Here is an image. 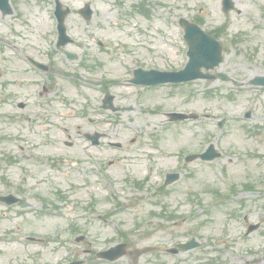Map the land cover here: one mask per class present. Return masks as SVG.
Wrapping results in <instances>:
<instances>
[{
	"label": "rangeland",
	"instance_id": "374dc122",
	"mask_svg": "<svg viewBox=\"0 0 264 264\" xmlns=\"http://www.w3.org/2000/svg\"><path fill=\"white\" fill-rule=\"evenodd\" d=\"M62 1L72 8H78L83 0ZM233 1L235 4V11L229 14H223L220 10V0H146V10L149 13V17L142 16L141 18L137 16L131 19L127 15L124 16L123 11L116 6H111L103 0L99 2L92 0L95 15L90 26L84 27L81 23L77 24V20L73 18V15L67 19V27L70 28L69 33L73 38L85 39V31H91L96 37L103 35L105 37H110L108 41L112 43L124 42L130 43V46L138 43L140 60L145 61V64L153 62L154 65L161 67H168V63H175L174 60L176 57L173 55L174 46L180 45L178 43L179 28L176 24L179 17L197 19L196 15H198L204 19V27L206 29L212 32H217L219 30L221 33L220 40L225 43L224 61L219 67L218 72L220 75L225 76L226 80L219 81L216 79L215 81L208 82L206 85L200 82L194 86L189 85L182 87L180 90L156 88L155 90L144 92L138 97L132 95L129 99H122L123 101L118 99L120 106H124L125 104L133 106V111L121 112L119 114L120 117L117 116L113 125L100 124L98 128L103 130L102 132L109 133V135L112 132V139L122 144V152H118V154L121 153L122 155H126L129 159L130 155L136 153L138 157L135 160L129 159L128 162L125 163L123 170L115 166L108 169L109 172H113L114 174L113 180L116 184L112 187L121 192V195L109 198L104 191L101 190L100 186H97L95 190V199L101 204V207L112 208L117 202H122L125 208H131L142 204L144 207V215L150 210H153L155 207L151 205L149 198L152 195V191L158 194V190L160 189L159 186H154L153 184L160 176L162 177V175H160L162 172L161 169L163 171L169 170L171 167H174L177 162L175 156H170V154L169 156L167 155L168 152L174 153L199 150L202 148L201 145L205 143L202 141H212L220 151H223V159L220 161L218 160L211 164L193 162L182 168L180 171V180L164 190L166 193L165 195L168 197L167 200L174 205L175 201L178 203V200L185 199L183 195L191 193L196 194V196L207 198V196L204 195L206 186L211 183L218 187L221 186L215 177L222 178V176L219 175V170L223 166H226L227 170L229 168L230 174L234 180H243L242 177L237 175L236 168L232 165L235 162L234 154L236 151L240 150L244 154L251 151V153L254 152L259 154L260 157L264 154V89H251V87L247 85L248 80L252 77L264 75V0ZM11 2L14 14H18L23 21L16 24L14 31H8L9 29L5 25L0 26V38H5L8 41H14L16 43L19 42L22 44V47H25L28 53L33 54V39H39L40 33H44L51 29L52 22L49 17V1L11 0ZM123 6L127 9L129 2L123 1ZM9 18L11 17H7V19ZM9 20L13 21L12 18ZM112 21H118L119 23L115 27ZM134 23H137V25H132ZM13 32H15V34ZM239 34L244 37L239 36ZM86 42H89V40ZM143 47L145 48L142 49ZM111 53L114 57H117L114 51H111ZM90 55H92V57H87L88 59H97L100 62L108 56V54H98L95 53V51L90 52ZM1 58L2 57H0V63ZM25 69H27V67L22 62H20V64L14 62V60H10L9 63L3 62L2 72L4 75L1 80L11 82V85L7 87V92L12 93V98L15 103L18 101L27 102L28 107L26 109L29 110V107L33 105V85L31 86L28 83H33V74L27 73ZM60 89L64 91L65 98L69 101L80 100L78 103L80 104L86 101L87 95L98 103L99 95L95 92L86 91V94H84L85 97H81L71 87L70 89H66L60 84ZM120 90H122L121 97L126 98L125 95L128 91L123 89ZM207 90H211L215 95L212 98H208L201 93ZM16 92H18V97L14 96ZM118 92L119 91H117V93ZM1 105H3V108H1ZM11 105V102L0 99V112L10 108ZM249 108L252 110L253 117L248 121H239L242 112ZM169 110H192L200 114L209 113L212 115V119L208 121L201 120L200 122L189 123L183 126L163 125V129H160L158 132L161 136H159L158 139H152H157V142L160 144L159 147L166 153L164 156L163 153L157 155V164L151 165L154 167V174L150 179V183L145 185L142 189H137L132 182L142 179L147 166V158L142 155L143 153L139 149H145L147 144L145 143L144 137L136 136L139 131H142V134L154 133L153 127L155 125L161 127L160 123L163 122L161 113ZM70 111L68 114H70ZM56 112L67 111L57 109ZM226 115L233 118V120L228 121L223 129L219 130L216 127V122L219 120L218 118ZM63 117V123H61L62 121L58 122V118L53 119V122H56V124L51 131L52 135L45 136L44 138L45 143L50 138L52 139V143L41 146V141L37 140V147L33 149V154L40 153L49 155L53 159L55 155L63 154L67 151H76L77 148L83 147L81 139L76 141L77 136L68 131L77 127L76 123L66 119L69 118V115H64ZM205 123L207 124L203 125ZM42 126L44 127V125ZM252 127L256 129V134H254V130H251ZM116 128H118L117 131ZM17 129L18 126L12 125L9 122H2L0 119V134L7 132L15 134L17 133ZM87 129H91V126L89 125ZM86 131L92 132L90 130ZM63 132H65L64 135L62 134ZM66 132L71 134V139H67ZM176 132L182 134L185 139L182 141L180 136L176 135ZM132 138L135 139L134 143L130 142ZM24 139L28 142H35L33 134L25 133ZM63 141L73 142L74 145L72 148H69L64 145ZM24 146H26V144H24ZM111 150L114 151V149ZM23 157L26 161L23 160L21 172L19 170L20 167L15 171H11V181L17 182L19 179L22 180L21 177L24 175H22V173L25 172L24 169L27 175L33 171V210L36 212H39L40 208L44 211H47L46 209L57 210V212L63 214V218L54 216H50V218H33L32 227H28L25 223L22 225L20 237L27 234L31 229L35 231V235L37 236L49 234V243L46 247L48 249L42 250L41 259L37 255L38 249L33 250V248L30 247L32 251H36L33 264H56L66 259L69 253L67 244L54 243L55 235L58 233V238L69 237V234H66L64 231H59L63 227L65 228L67 223L64 217L66 215L70 216V219L76 217L83 206L81 200H76L77 197L68 199V186L70 185L73 190V186L75 185L76 189H74V191L80 193L83 197L85 196L84 193L86 190L79 189L81 188L80 181L82 178L80 177L78 179V176L72 178L73 173H67L70 170L64 165L58 166V161L54 159L53 161H47L39 158L37 161H34L33 159L27 160L29 156ZM231 157L234 161L230 160ZM103 158L112 159L113 156L108 153L103 154ZM243 159L246 162V167L240 164L238 168L247 171L251 169L254 173L248 174L244 171L241 173V176L248 178L264 177V161L261 164H257V161H253L251 157L249 160L245 157H243ZM49 164H53L54 168L50 167ZM1 173L2 171L0 170V175ZM121 177L124 178L125 183L121 181ZM30 184L31 182L28 180V184L23 190L28 192ZM91 186L92 183L89 185V188ZM147 187H152V189ZM55 190H57V195H54ZM100 196L108 200L103 201V198ZM243 199H246V197ZM109 200H113L114 202L111 203ZM258 202L257 204L252 203V205H250L251 202L250 204L246 202V208L236 222L231 220L226 221L225 218L219 214V223L217 224L218 231L216 233H220L219 227L221 225V230L226 233L227 242H222L223 246L221 247L217 246L207 251L220 254L229 264H243V255L247 256L245 260L260 258V255L247 254L244 252L247 247H264L261 239L262 236H264V199L262 198ZM45 205L47 206L43 207ZM187 210H189V207H179V212ZM137 211H140V209H135L132 213H137ZM2 212L3 210L0 211V214ZM246 214L249 215V223H263L259 232L257 231L248 237L244 236L246 229L242 222V217ZM127 217L123 214H117L114 217V219H118L122 224L121 230H129L134 224L133 220H127ZM58 219L62 220V226L57 225L62 223L61 221L59 222ZM27 221H29V218ZM154 222L159 221H150L151 224ZM77 223L79 225L82 224L81 221H77ZM12 225L15 226L13 220L11 226ZM224 225H226L225 230ZM142 226L144 230L150 228L148 224ZM94 229L93 226L86 229L90 233H88L89 236L86 237L88 241H90L93 254L103 249L105 246L123 240L119 232L114 233V231L109 228L102 227L99 234L94 233ZM79 232H82V230ZM94 234H96V237L93 236ZM214 234L215 229L203 228L199 235L205 240L210 235L214 236ZM91 236L96 238V242L92 243ZM165 237H168L166 232L155 233L152 227L150 235L146 237L135 236L134 233L127 236L126 239L128 241L130 240L133 244H137V247L141 249L144 245L162 241V238ZM242 237H245L244 242L240 241ZM0 245L3 246V243H0ZM167 245L171 244L166 243L164 246ZM215 250H218V252H214ZM80 253H82V248L78 253L76 252V255L79 258H83ZM93 254L84 258L86 261L88 260V264H95L94 261H91L94 257ZM194 254L197 255L196 252ZM22 256H24L23 253ZM139 256L140 258L136 264H140V260L141 264L143 263V257H141V255ZM183 257L184 256L181 255L177 258L182 259ZM127 261L128 260L124 261V263ZM165 261L166 264H171L172 259L165 257ZM192 261V257H189L188 264H192ZM261 264H264V262Z\"/></svg>",
	"mask_w": 264,
	"mask_h": 264
},
{
	"label": "flooded vegetation",
	"instance_id": "af4514ba",
	"mask_svg": "<svg viewBox=\"0 0 264 264\" xmlns=\"http://www.w3.org/2000/svg\"><path fill=\"white\" fill-rule=\"evenodd\" d=\"M134 1H136L138 5L136 6V10H139V6L140 5L142 6V0H134ZM131 8L134 7L131 6ZM88 39H92L96 47L92 46L91 43L88 44V43L77 42L66 45L64 48H56L55 46L56 38L49 40L41 39L39 44L37 42L34 44L36 45V51L39 54V59L41 61L42 60L45 61L42 62L48 65V69L51 72H53L58 76L59 75L63 76V74L68 71H71L72 73H79V75L83 78L85 84L96 86L97 88H99V90L103 89V94H107L110 91L112 85L111 79L107 78V80L105 81L99 80V84H98V81L94 80L93 77H108L109 75H111L110 71L114 70V68L117 65H121V66L124 65L125 67H127L129 65V61H125L123 59L118 60L117 58H114L113 55H111V52H109L108 56H106L105 59L102 60V62L98 60L97 62H92V64H90L88 60H85L84 63L82 65L79 64L78 68L75 70L74 69L70 70L66 68L68 56H70L68 52L69 51L72 52L73 48L79 50V56H78L79 60L89 57L90 52H92L93 50H97L100 54H106L108 51L112 50L111 46L108 47L107 46L108 44L106 42L95 40L92 37L91 38L89 37ZM51 44L53 45L52 50L48 48L49 45ZM119 49H123V47L120 45H116L115 50H119ZM135 66L137 67L138 65H134L133 67ZM133 67L131 71L133 70ZM83 74L89 77L86 76L84 77ZM36 106H38V104ZM33 113H39V109L33 110ZM88 122L91 124L97 123V121H95L92 118H88Z\"/></svg>",
	"mask_w": 264,
	"mask_h": 264
},
{
	"label": "water",
	"instance_id": "95a60500",
	"mask_svg": "<svg viewBox=\"0 0 264 264\" xmlns=\"http://www.w3.org/2000/svg\"><path fill=\"white\" fill-rule=\"evenodd\" d=\"M195 31V30H194ZM197 32V36L195 35V33L192 32V30L190 29H186V39L188 40V42L190 43L191 40H196V37H197V45H198V49H197V52L200 53L201 52V46L203 45V43H207L208 44V48H207V55L209 57L210 60H214V65H207V68L210 69V68H213L214 66H217L220 61H221V58H220V48L218 46V44L210 39H208L207 37H205L199 30L198 31H195ZM202 43V44H201ZM192 47H194L193 44H191ZM189 56H190V59L193 58L192 54H191V50L189 51ZM191 65H192V61L190 60V62L188 63L186 69L184 71H182L180 74H177L175 77H173L175 79V81H185V80H188V79H192L193 77L196 78V77H201V78H206L208 76L206 75H200L198 73H196V76H195V73L191 71V78H189V74H190V70H191ZM184 76V77H183ZM264 85V78L263 79H257L256 80V83H259Z\"/></svg>",
	"mask_w": 264,
	"mask_h": 264
}]
</instances>
